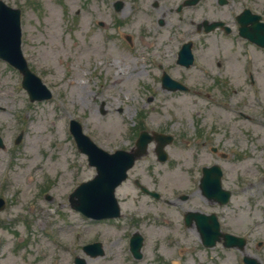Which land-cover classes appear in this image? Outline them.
<instances>
[{
  "label": "rangeland",
  "instance_id": "374dc122",
  "mask_svg": "<svg viewBox=\"0 0 264 264\" xmlns=\"http://www.w3.org/2000/svg\"><path fill=\"white\" fill-rule=\"evenodd\" d=\"M2 1L20 8L23 56L52 96L43 102H28L26 91L20 88V75L0 63V178L7 188L5 208L0 212V264H73L75 256L86 264H191L175 246L176 241L182 245L175 208L165 211L158 207L129 180L116 190L121 210L117 221L91 222L70 209L68 194L82 181L92 179L95 171L77 151L68 121L79 122L95 144L113 152L129 146L138 127L149 132H158L157 128L172 131L179 138L202 118L207 124V119L214 121L218 116L228 144H240V150L229 152L228 180L247 178L244 190L248 195L253 190L247 187L250 183L254 189L264 190V49L248 47L244 70L242 58L229 64L233 78L228 90L233 95L218 108L210 105L209 96L215 98V90L209 91L205 100L206 90L166 93L154 86L155 65L158 61L172 63L170 50L174 46H166L169 49L161 59L151 57L146 0H123L126 15L121 12L118 17L111 9L114 0ZM133 3L135 6H130ZM246 3L264 20V0ZM199 5L200 19L212 17L205 3ZM172 31L167 25L157 37H171ZM122 35L126 40L132 38V46ZM196 50L197 58L211 68V47L201 50L198 46ZM196 66L199 63L189 70L193 78H198ZM246 71H250L253 84ZM236 110L248 118L243 119ZM22 125L26 128L24 139L14 145ZM183 152L172 150L167 167L179 159V164L191 163L190 154ZM153 161L152 155L138 161L131 178H138L149 167L161 172V163ZM2 173L9 180L2 178ZM15 175H22L23 184L10 181ZM171 175L173 172L168 178ZM29 176L31 183L25 180ZM176 182L171 179L167 196ZM159 189L163 196L162 179ZM263 212L264 197L260 210L251 213L250 222H262ZM167 219L171 221V248ZM259 230L264 233V227ZM134 232L143 236L140 260L128 252L127 242ZM96 241L103 244L104 256L93 260L84 256L81 248Z\"/></svg>",
  "mask_w": 264,
  "mask_h": 264
},
{
  "label": "flooded vegetation",
  "instance_id": "af4514ba",
  "mask_svg": "<svg viewBox=\"0 0 264 264\" xmlns=\"http://www.w3.org/2000/svg\"><path fill=\"white\" fill-rule=\"evenodd\" d=\"M119 1H122V4L119 10H116L114 3ZM194 1L146 0L151 57L156 56L161 59L165 56L166 50L168 51L169 48L167 47L174 46V49L170 50L174 58L172 63L163 64L158 61L155 65L154 69H156L157 75L154 79V86L168 93L169 91L167 92L161 85V77L166 74L176 84L185 86L187 92L206 90L205 100L209 96L207 93L215 90L217 94L215 98L209 96L213 101L210 105H216L219 108L227 100L225 98L230 99L233 95L232 91L228 90L231 86L230 79L233 78V75L228 71L229 64L240 61L242 58L244 60L243 70L248 65L246 55L251 43L239 35L237 24L239 14L247 7V0H197L195 3ZM203 3L207 5V12H210L212 17L200 19L199 4ZM130 6L134 7L135 3L130 4ZM111 7L117 17L126 8L123 0H114ZM132 7L129 8L130 12ZM121 15H126L125 11ZM204 22H206V26L217 24L216 28L207 32V27L203 26ZM153 24L154 29H152ZM167 25L173 29L171 37L159 39L157 37L159 30ZM98 27L104 29V26L99 25ZM118 28L119 26H117ZM116 31L120 33V31ZM128 41L132 46V38ZM188 43L193 53V65L199 63V66L194 68L199 73L198 78L191 77L192 74L189 73L193 66L186 69L177 62L178 50ZM198 46L201 50H210L211 47L214 55L211 68L206 65L201 57L197 58L196 49ZM245 73L249 83L253 84L250 71ZM236 112L243 119L248 118L240 110H236ZM215 118L214 121L207 119V124L202 118L200 123H194L192 131L179 138L175 132L157 128L159 133L171 136L172 141L163 148L167 157L172 154V150L176 154L178 151L184 150L183 154L186 152L190 154L191 163L179 164V159L174 165L167 167L168 160L165 162L158 161L156 151L158 144L155 141L148 145L147 154L140 160L152 155L153 163H161V172L155 167H149L141 174L142 177L131 178L130 172L140 161L138 160L128 172L126 182L129 180L131 186L135 187L142 196L152 199L158 207H164L165 211L175 208L178 218L177 229H179L180 241L182 242V245L179 246L178 241H176L177 245L175 246L179 247L180 252L189 257L192 261L191 264H248L249 260H257L264 264V233L259 230L264 227V220L262 222H250L251 213L257 209L260 210L264 190L254 189L255 185L250 184L247 187H253V190L248 192V195L244 190L247 178L239 176L233 180H228L230 172L226 166L228 162H231L229 152L240 150V144H228L226 135L221 134L223 128L219 126L218 116ZM135 140L136 137L130 141L129 146L126 147L127 150L132 151L134 149ZM0 145H2V141ZM167 168L168 171H166ZM171 172L174 176L171 175L168 178ZM161 179L163 196L162 190L159 189ZM171 179L176 180L178 186L176 185L177 182L174 183V191L170 193L169 197L166 191L169 190L168 184L171 183ZM138 184L149 191L156 192L159 198L142 193ZM6 189L5 181L0 178V199L4 200V203L7 194ZM106 221L114 222L117 220ZM170 222L168 219L166 220L167 241L171 248ZM203 231L212 233L210 239L214 240L213 244L204 245L206 239L201 236Z\"/></svg>",
  "mask_w": 264,
  "mask_h": 264
},
{
  "label": "water",
  "instance_id": "95a60500",
  "mask_svg": "<svg viewBox=\"0 0 264 264\" xmlns=\"http://www.w3.org/2000/svg\"><path fill=\"white\" fill-rule=\"evenodd\" d=\"M19 13L17 10L6 8L0 2V57L6 58L22 74V85L29 92L30 100L44 99L50 94L44 89L41 81L31 74L20 56V30L18 24ZM243 23H250L252 26L248 29L242 27L241 35L247 37L252 43L264 48V24L258 22V16H252L248 11H244ZM178 61L185 66L191 63L189 50H182ZM71 133H73L78 149L88 155V163L95 166L96 174L93 180L83 182L69 196L71 208L81 212L92 219L114 218L119 215L117 200L114 198L116 186L126 178V170L130 168L133 161L144 154L150 137L141 133L137 139L136 154L116 151L114 154H108L99 149L95 144L80 131V127L72 122ZM156 140L158 137L155 138ZM159 152V149L158 151ZM131 251L135 257L140 258L138 253L141 247V238L134 235L130 239ZM83 252L91 257H97L102 254L101 244L85 245ZM75 264H84L82 259L76 258ZM249 264H258L254 260Z\"/></svg>",
  "mask_w": 264,
  "mask_h": 264
},
{
  "label": "bare ground",
  "instance_id": "6f19581e",
  "mask_svg": "<svg viewBox=\"0 0 264 264\" xmlns=\"http://www.w3.org/2000/svg\"><path fill=\"white\" fill-rule=\"evenodd\" d=\"M94 54H96V52H94ZM116 61H114V64L116 63ZM12 181L14 184H19L24 182V180L22 179V175H15V177H12ZM32 181H33L32 178H28V182H32Z\"/></svg>",
  "mask_w": 264,
  "mask_h": 264
}]
</instances>
